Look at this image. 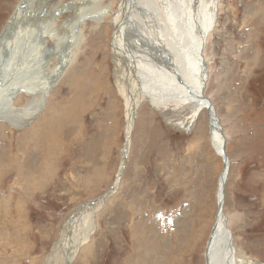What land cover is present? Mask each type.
<instances>
[{
	"label": "rangeland",
	"instance_id": "374dc122",
	"mask_svg": "<svg viewBox=\"0 0 264 264\" xmlns=\"http://www.w3.org/2000/svg\"><path fill=\"white\" fill-rule=\"evenodd\" d=\"M41 1L46 3L40 10L47 7L53 14L72 1L83 3ZM121 1L97 5L117 12ZM20 2L0 0V35ZM218 3V20L204 50L209 60L205 94L216 107L230 158L225 214L237 249L264 264V0ZM113 15L100 24L86 19L83 41L61 71L67 49L62 47L57 58L50 55L54 39L44 40L49 48L44 51L33 48L34 35L25 45V39L15 44L14 70L3 59L9 82L18 80L27 89L47 81L48 71L57 74L43 105L23 91L11 103L18 111L36 104L33 117L18 125L0 120V264H44L56 243L65 251L73 235L61 239V232L74 211L82 213L83 205L101 198L117 180L127 119L111 44ZM58 18V26L69 19L64 13ZM19 33L14 36L27 34ZM51 108L56 109L52 127H34ZM128 138L121 184L97 210V228L73 264H205L223 169L207 109L188 118L175 100L158 107L144 102ZM84 246H90L88 253ZM61 256L65 253L54 264Z\"/></svg>",
	"mask_w": 264,
	"mask_h": 264
},
{
	"label": "bare ground",
	"instance_id": "6f19581e",
	"mask_svg": "<svg viewBox=\"0 0 264 264\" xmlns=\"http://www.w3.org/2000/svg\"><path fill=\"white\" fill-rule=\"evenodd\" d=\"M82 1V4L78 3L80 6L71 4L69 7L62 8L58 14H53L47 7H44L45 11L40 10L46 1L27 0L23 4V9L16 11L17 25L11 30L9 26L12 23H10L4 31L5 25L2 30L4 33L0 37V120L18 125L19 122L23 121L25 116L29 115L33 117L37 113H35L37 109L35 106L36 104L40 106L44 102V98L49 93V89H51L48 87L50 85L49 82L54 79L57 72L55 70L48 71L50 73L47 81L38 83L33 87L29 85L31 90L25 87L27 86L25 83L24 85L22 82H17L18 80H15L16 82L12 80L9 82L8 79L12 75L8 76L9 73H5L6 70L3 63H6L4 61L6 57L14 70L12 55L15 51V44L25 39V41H22L21 46L22 44L25 45L30 41V36L34 35L33 38L36 44L33 45V48L39 47L44 51L48 47V43L47 45L43 44L44 40H49L48 42L51 40L53 42L54 39L56 42H53L54 46L49 51L50 55L57 58L60 56L59 53L61 55L62 53L64 54L62 47L67 49L65 50L66 54L61 56L62 64H59V71H61L62 66L66 68L70 64L69 62L72 61L74 51L76 52V49L83 41L81 26L87 23L86 19L92 18L94 23L100 24L105 20L107 14H114L112 23L115 27V33L113 34L111 44L116 80L119 92L126 103L127 119L126 148L121 152L122 166L114 183V190L106 199L97 200L90 208L84 209L85 205H83L82 208L84 210H82V213L78 212L79 209L76 213L74 211L75 214H72L73 217L66 222L61 232L63 234L61 239L69 233L73 235V240L65 251H62V249L57 250L58 243H56L44 264H54L57 255L62 252L65 253V256H61L60 264H70L69 261H72L73 264L75 254L81 251L82 246L87 242V237L95 232L97 228L95 220L97 210L102 203H106L121 184L120 181L125 166L124 160L127 158V150L130 146V138L128 137L131 129H133L140 104L149 102V104L158 107L162 103L175 100L188 118L193 117L204 108L207 109L206 105L208 104V100L204 99V97H207L205 94L206 88L204 92L202 91L203 83L205 82V86H207L209 79V60L204 54L206 45H204V41L207 43L210 33L217 23L219 14L218 0H122L117 12L110 7L103 9L97 5L99 3L98 0ZM31 11L33 14H37L34 19H32V15L30 16ZM61 13L67 14L70 20L67 19L69 21L66 20L62 25L58 26L56 19H59L58 17H60ZM49 14L50 19L45 18ZM23 30H26V35L14 36ZM35 72L37 71L35 70ZM34 77L37 79L35 75ZM37 80L39 81V79ZM22 91L28 95L35 94L37 103H31L26 111L14 110L11 107V103L15 98L20 96ZM55 112L56 109L51 108L50 112L44 113L41 116L40 120L34 124V127L38 123L37 129L42 128L45 130L43 128L44 125L51 128L54 122L53 118L56 119ZM209 123L212 146L222 157L221 149L224 151V145L226 152L225 135L219 131L216 120L209 117ZM57 132L59 131L56 130L54 133ZM56 135L58 136V134ZM218 200L223 205L222 209L217 213L214 234L210 245L206 246V248L208 247L207 253L205 249V264H263L257 260L245 257L237 249L233 243V232L229 225V219L225 214V192L222 197L221 191L218 190ZM89 204L91 203L87 205ZM82 215H84V218L80 224ZM89 247L84 246L83 249L88 253ZM207 257L208 263L206 261Z\"/></svg>",
	"mask_w": 264,
	"mask_h": 264
},
{
	"label": "water",
	"instance_id": "95a60500",
	"mask_svg": "<svg viewBox=\"0 0 264 264\" xmlns=\"http://www.w3.org/2000/svg\"><path fill=\"white\" fill-rule=\"evenodd\" d=\"M26 1H27V0H21V2L18 4V7H16L15 11H14L13 14L11 15L9 21L7 22L6 27L4 28V31L6 30L7 26H8L10 23H12L11 26H9V29H11V30H12V28H13L14 26L17 25V24H16V22H17V20H16L17 12H16V11H17L18 9H23V4H24ZM71 3H72V4H78L76 1H72ZM71 3H70V4H71ZM13 18H14V20H13ZM12 21H13V22H12ZM4 31H2L0 37L2 36V34L4 33ZM205 44H206V41H204V45H205ZM205 85H206V84H205V82H204V83H203V89H202L203 92H204V90H205V88H206ZM204 99H207V100H208V104H207L206 106H207V110H208V115H209V117H210V118H213L214 120H216V123L218 124L217 126H218L219 131H221V133L224 135L223 130H222V127L220 126V123H219V122H220V119H219L217 113L215 112V109H214V106H213V104H212V101L210 100L209 97H204ZM126 141H127V138H126ZM125 143H126V142H125ZM125 143H124V147H123V148H126V147H125ZM129 144H130V140H129ZM223 145H224V143H223ZM221 150H222V151H221V154H222V158H223V170H222V173H221V175H220V179H219V189H218V190L221 191V193H222V197H223V196H224V192L226 191L225 183L227 182V174H228V170H230V169H229V168H230V158L228 157V155H227L226 152H225V145H224V151H223V149H221ZM126 157H127V155H126ZM125 161H126V159L124 160V163H125ZM124 163H123V164H124ZM114 187H115V185H113V186L111 187V189H110L107 193H105L104 195H102L101 198H99V199H97V200H101V199H104V198L108 197V196L110 195V193L114 190ZM97 200L87 202V203H91V204H89V205H87V206H84V208H89L90 205H94V202H96ZM87 203H85V204H87ZM222 205H223V203H222L221 201L218 200V212H219V210L222 209ZM213 234H214V227H213V230H212L211 236H210V238H209V240H208V242H207V246L210 245V242H211V240H212V236H213ZM207 252H208V247L206 248V253H207ZM206 261H207V263H208V257H207ZM69 263L72 264V261H69Z\"/></svg>",
	"mask_w": 264,
	"mask_h": 264
}]
</instances>
